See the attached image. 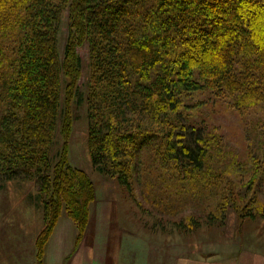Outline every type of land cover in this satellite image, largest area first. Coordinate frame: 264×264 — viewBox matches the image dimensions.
Masks as SVG:
<instances>
[{
    "label": "trees",
    "instance_id": "1",
    "mask_svg": "<svg viewBox=\"0 0 264 264\" xmlns=\"http://www.w3.org/2000/svg\"><path fill=\"white\" fill-rule=\"evenodd\" d=\"M85 44L95 170L132 191L133 175L152 152L162 187L217 188L209 223L224 224L231 206L255 217L261 199L264 216V197H256L264 193V166L246 184L225 182L224 169L210 170L209 132L183 119L186 98L196 92L232 97L240 112L264 99V0H0V184L36 183L44 211L40 264L63 213L82 241L96 199L91 176L69 160ZM175 222L184 230L201 225L194 216Z\"/></svg>",
    "mask_w": 264,
    "mask_h": 264
},
{
    "label": "rangeland",
    "instance_id": "2",
    "mask_svg": "<svg viewBox=\"0 0 264 264\" xmlns=\"http://www.w3.org/2000/svg\"><path fill=\"white\" fill-rule=\"evenodd\" d=\"M67 35L68 14L64 12L59 33L62 55ZM79 53L82 72L80 93L72 107L69 160L85 169L96 187L90 211L93 220L85 238V242L95 244L97 261L92 264H264V216L258 210L262 199L253 203L257 204L255 217H245L244 212L231 206L224 224L218 220L209 223V207L220 201L217 188L213 187L212 194L201 191V186L196 190L190 185L184 188L176 181H171L170 188L162 187V180L158 179L161 169L152 152L143 156L139 172L133 175L132 191L94 169L88 149V44L79 47ZM186 105L183 119L206 128L214 145L210 170L224 169L225 182L246 184L253 172L264 166V99L240 112L232 97L196 92L186 98ZM6 185L0 184V204L17 202L20 209L26 199L28 180ZM248 196L253 197V193ZM256 197L262 198L264 193ZM7 207L1 209L8 210ZM190 216L199 219L201 225L191 230L179 229L175 220L183 217L187 222ZM60 235L63 236L48 241L45 264H61L65 260L66 256L61 258V241H69V232ZM33 264H40L37 249Z\"/></svg>",
    "mask_w": 264,
    "mask_h": 264
},
{
    "label": "crops",
    "instance_id": "3",
    "mask_svg": "<svg viewBox=\"0 0 264 264\" xmlns=\"http://www.w3.org/2000/svg\"><path fill=\"white\" fill-rule=\"evenodd\" d=\"M9 182L23 183L27 180H11L2 185L5 186ZM25 190L27 189L24 188ZM24 197L26 199L20 209L17 202L10 201L7 204L5 202L2 203L3 205L0 204V264H33L36 261V239L44 227V211L38 187L34 181L28 180V191L25 192ZM3 206H8V210L1 209ZM90 211L92 210L90 209ZM92 220L93 216L91 215L84 240L80 242L77 239L78 231L72 218L66 213L60 216L49 241L51 242L57 235L63 236L60 233L68 230L69 241H61V258L64 259L66 256L65 260L60 262L61 264H92L97 261L95 244L89 241L85 242ZM66 243H68L67 246H65ZM71 249L72 252L69 251ZM67 253L69 254L66 255ZM45 254L46 250L44 257ZM42 263L45 264L44 258Z\"/></svg>",
    "mask_w": 264,
    "mask_h": 264
}]
</instances>
